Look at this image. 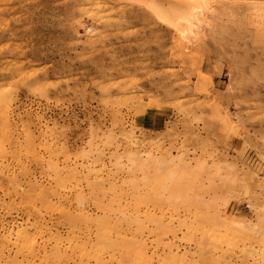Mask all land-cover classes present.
Here are the masks:
<instances>
[{"label":"rangeland","instance_id":"obj_1","mask_svg":"<svg viewBox=\"0 0 264 264\" xmlns=\"http://www.w3.org/2000/svg\"><path fill=\"white\" fill-rule=\"evenodd\" d=\"M213 2L188 44L165 0H0V264H264V0ZM128 152L182 155V201Z\"/></svg>","mask_w":264,"mask_h":264},{"label":"bare ground","instance_id":"obj_2","mask_svg":"<svg viewBox=\"0 0 264 264\" xmlns=\"http://www.w3.org/2000/svg\"><path fill=\"white\" fill-rule=\"evenodd\" d=\"M165 1H166V5H167L166 8L167 9H163V8L159 9L154 5L150 4L148 6L146 4L147 5L146 11L148 10L149 14L155 20H157L161 24H163V25L171 28L172 30H174L182 40L187 41L188 44L191 43L193 40L196 39V36L198 35V33H200L201 30L204 27H206L207 20L211 18V15L209 16V14L211 13L210 11H211L212 0H165ZM215 1L216 0H214V2ZM216 4H217V2H216ZM142 5H143V3H142ZM214 9H216V8H214ZM214 12H217V11H214ZM214 12H212V14ZM216 16H218V15L216 14ZM211 20H210V22L212 23ZM206 29H208V28L206 27ZM201 35H202V32H201ZM197 42H199V41H197ZM129 135L132 138V134L129 133L128 136ZM127 141H128V139H127ZM131 142L134 145V143L136 141L131 140ZM128 143H129V141H128ZM133 152H128L126 154V159H127L128 165H129L130 176L133 175L132 178H135V176H136L135 173L139 174V181L142 183L143 187H146L148 185L151 186L149 191L154 195L156 194V191H159L158 192L159 194L157 193L159 195L158 197L165 198L164 200L165 201L167 200V202H169V201L177 202V201L181 200L182 194L178 190V187H179V185L182 181V178L184 176L178 177L176 175V173L179 172V170L182 171L185 169L184 172L186 171L188 165H187V161L185 162L183 160L184 157H182V155H180L178 157H169L167 159L166 157L152 156V155L146 154V153H145V155L143 154L144 156H142V154H141V156H138ZM197 165H198L199 169H202V167L204 166V163H203V161H201V162L199 161V163ZM223 168L227 169V173H225L221 177L222 178L221 186L224 189L223 193H225L224 194L225 197H230V198L233 197L234 198V196H235L234 194L237 193L236 187L237 188L239 187L238 192H240L241 197L243 195L246 196L247 194H249L248 193V185L247 186L243 185L241 187H240V185L238 186V183L236 185L237 176L233 173L232 165L225 163ZM213 169L215 171H214V173H211V174H213L214 176H219L220 171H221L220 165L219 164H213ZM226 169H224V170H226ZM149 170H152V173H150ZM187 173H189V172H187ZM188 175H190V174H188ZM194 175H195V173H194ZM185 176H186V174H185ZM210 178H211L210 180L213 181L212 175ZM241 180L242 179H240V183H241ZM173 186H175L174 189H173ZM157 194H156V196H157ZM214 198H215V196H214ZM214 198L211 201L202 202V203L205 205H208V204H210V202H213L215 200ZM239 199L241 200V198H239ZM241 225L242 224L239 220L234 219L231 221V226L234 229H240ZM258 225H257V227H259ZM252 229H250V231ZM253 230L256 231V229H253ZM240 233H242V232H240Z\"/></svg>","mask_w":264,"mask_h":264},{"label":"crops","instance_id":"obj_3","mask_svg":"<svg viewBox=\"0 0 264 264\" xmlns=\"http://www.w3.org/2000/svg\"><path fill=\"white\" fill-rule=\"evenodd\" d=\"M139 122L143 125H147L149 127H156L159 124L158 119H154L153 117L147 116V117H142L138 118Z\"/></svg>","mask_w":264,"mask_h":264}]
</instances>
